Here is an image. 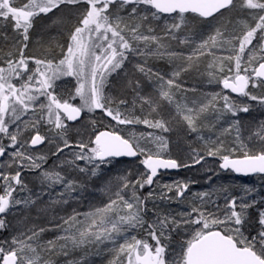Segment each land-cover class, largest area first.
Instances as JSON below:
<instances>
[{
	"label": "snow or ice",
	"instance_id": "1",
	"mask_svg": "<svg viewBox=\"0 0 264 264\" xmlns=\"http://www.w3.org/2000/svg\"><path fill=\"white\" fill-rule=\"evenodd\" d=\"M234 9L243 17L237 19L238 27L214 26L197 42L195 24L211 25ZM38 19L62 30L66 39L56 44L59 52L28 55ZM9 26L15 34L12 46L0 52V232L13 227L9 214L36 206L44 195L29 189L25 172H38L42 186H62L58 197L50 200L66 204L86 184L69 178L64 168L97 178L122 157L138 158L139 166L134 179L128 173L101 189L106 203L61 217L66 227L55 226L63 232L55 240L41 244L48 229L36 226L0 239V264H55L51 257L89 247L115 253L110 264H264V196L257 200L255 187L244 186L240 195L213 187L195 193L188 210L175 213L148 208V202L157 199L155 186L162 170L203 166L214 158L219 170L264 176V122L245 139L240 121L231 119L250 111L245 100L264 107V0H0V28ZM2 36L7 42L6 31ZM169 41L191 51L173 50ZM134 57L139 58L134 70L158 87L144 94L141 81L129 78L126 87L134 93L130 107L127 98L113 96L107 88L110 77L118 76ZM207 57L208 83L220 90L199 100L178 99L177 91H187L179 82L181 73L199 71L201 58ZM149 58L186 63L166 77L149 66ZM65 78L74 80V88L61 86ZM77 98L78 104L73 102ZM165 104L174 105L175 113L165 116ZM137 106L141 115L136 114ZM97 111L100 121L93 116L92 131L87 132L84 114ZM209 115L214 121L210 129L221 124L215 139L201 131ZM105 118L108 123L101 129ZM140 124L153 131L126 136L120 128ZM174 124L196 134L199 144L189 143L184 159L171 154L166 134ZM77 125L78 139L73 140ZM233 132L234 142L226 143ZM45 144L51 156L59 159L68 150L69 158L44 169L49 154L36 149ZM146 187L153 190L144 195ZM160 187V201L180 203L189 182ZM25 192L28 195H22ZM150 211L152 219L147 218ZM174 234L180 237L176 247Z\"/></svg>",
	"mask_w": 264,
	"mask_h": 264
},
{
	"label": "rangeland",
	"instance_id": "2",
	"mask_svg": "<svg viewBox=\"0 0 264 264\" xmlns=\"http://www.w3.org/2000/svg\"><path fill=\"white\" fill-rule=\"evenodd\" d=\"M237 19H243L240 16L238 10L234 9L231 12H225L223 17H217L216 20L211 22V25L201 26L200 24L194 25V32L196 35L197 42L201 38H206L213 30L214 26L226 24L229 30H232L233 27H238L236 25ZM163 22H161L162 25ZM51 22L46 19H38L35 27L31 33V41L29 42L28 47V55H42L45 50H53L55 52H59V48L56 47V44L62 43L66 37L62 34V30L59 28L51 27ZM8 34V41L6 42L3 39L2 34L4 32ZM159 31V29H158ZM187 34V33H185ZM15 34L12 32L11 27L0 28V52L6 53L7 50L12 46L11 38ZM47 38H50V41L53 40L48 45L42 43ZM169 44L173 50L182 52L187 54L191 51V48L185 45H179L176 41H169ZM191 47H195L193 44ZM139 58H132L130 63L125 65L123 71L117 76L113 74L110 77V83L108 85L107 91L109 94L113 96H118L120 98H127L129 101V106L131 107V101L134 96L131 88L126 87L129 78L139 79L141 81V91L144 94L155 93L156 88L158 87L154 82L149 81L142 74L136 72L134 70L133 65L137 62ZM211 60V57L201 58L199 71L195 69H191L187 72L181 73L179 78V82L182 85V88L187 91H177L176 96L178 99L186 96L189 101L191 100H199L205 94L217 92L219 91V87L216 84H209L208 77L204 69L207 66V63ZM186 63L184 60H177L175 63H170L167 58L165 59H156L149 58L148 64L153 70L159 71L164 74L166 77L171 76L172 72L176 69V67L180 64ZM61 86H69L74 88V80L71 78H65L60 82ZM254 94H261L259 90H253ZM74 103H79V99L77 98ZM246 103L251 105L250 111L248 113H239L237 117H233L231 119H238L241 123V131L245 139H247L248 135L252 130H254L261 122H264V107H261L254 101H247ZM149 111L148 107L145 106L144 114H147ZM175 113V106H169L167 104L163 107V114L167 116L169 113ZM136 114L141 115L139 106L136 108ZM101 113L97 111L95 114H84V121L89 125L87 132L92 131L91 127V119L94 116L97 121H100ZM214 121L209 115V119L202 121V134L205 137L212 136L215 139L216 135L219 134L221 124H217L215 128H209L208 125L212 124ZM231 122V120L229 121ZM108 123L107 118L103 120L100 124L101 129L105 124ZM223 127H227V124H223ZM79 128L77 125L76 128L73 129V140L78 139L75 136V131ZM122 132L126 136H131L134 132L138 135L139 133H147L149 131H153L152 129L146 128L144 125H135V126H120ZM174 130L171 133L166 134L170 141V149L171 154L173 156H178L181 159L186 157L188 152V145L192 143L193 146H199L196 143V134H187L186 130L181 127L173 125ZM80 131H84V129H79ZM85 139H87V134L85 133ZM235 139V132L231 137H228L226 143H233ZM36 151L38 153H46L48 155L47 162L43 165L44 169H52L53 166H59L60 160H64L69 158L68 150H65L64 155L60 156L59 159L55 156L50 155V146L45 144L37 147ZM54 151V148L51 149ZM7 159V157H5ZM138 163L133 164L125 161H116L112 162L111 167L104 168L101 173L98 174L97 178H88L83 176L78 172L70 171L67 168H64L63 171L66 172L69 178H75L84 182L86 184V189L80 193L78 192L74 198L68 199V202L53 204L50 200L51 198H57L58 193L62 191V186L55 185L52 188H48L47 186H42L39 179L38 172H25L24 179L28 184L29 189L33 193L35 192H43L44 195L42 199L37 203L36 206H33L29 209H19L14 210L18 211V214L13 215L9 214L8 219L11 221L12 228L8 232H0V239L8 238L10 239L12 235L17 234L18 231H24L27 228H31L33 226L44 227L46 230L40 237V243L46 244L50 240H55L58 236L62 235L63 232L61 229L56 228V225H62L61 217H67L73 214V211L79 213H84L90 210V208L95 206H101L103 203L107 202L108 197L101 192V189L111 181L113 185H115L118 181L117 178L122 175H126L131 173V178H135L138 175ZM207 169H212L213 171L209 172ZM57 170H61L57 167ZM142 170V168H141ZM218 172V174H216ZM222 173L218 168V160L214 158H209L207 163L203 166L197 165L195 167L190 168H181L178 173H170L171 175H161L158 179V185L155 186V192L157 193V199L155 201L150 200L148 202L149 209H155L161 212H180L188 210L189 202L193 199L195 193L201 191H207L209 187H227L229 191L233 195L242 194V190L244 186H252L257 189L256 198L260 199L261 196H264V178L256 177H237L231 173ZM209 176L212 177L211 181L208 180ZM174 181H186L189 182V188L187 190L184 201L177 203L173 199L171 202L169 201H160L159 193L161 191V185L169 184ZM114 190V189H113ZM151 188H144L143 194L146 195L149 191H152ZM22 195H28L27 192ZM169 195L174 197V193H170ZM220 204L223 206V198L220 199ZM47 209V211H42V209ZM148 219L154 218L153 212L150 211L148 213ZM62 227H66L63 226ZM133 234H137L142 236V233L135 232ZM180 237L173 235V247H176V242L179 241ZM111 247L110 245L108 246ZM115 253L110 252L108 249L100 248L97 249L95 247H89L85 249H69L68 256L63 255L62 253L59 255H55L51 257L55 261V264H67L68 261H77L78 264L80 261H83V264H110V261L113 259ZM47 258V257H46Z\"/></svg>",
	"mask_w": 264,
	"mask_h": 264
},
{
	"label": "flooded vegetation",
	"instance_id": "3",
	"mask_svg": "<svg viewBox=\"0 0 264 264\" xmlns=\"http://www.w3.org/2000/svg\"><path fill=\"white\" fill-rule=\"evenodd\" d=\"M116 161H125V162H130V163H133V164H137L139 165V159L138 158H135V159H128V158H123V159H117ZM179 170L177 171H174V172H170V171H161V173L159 174L158 176V179L161 177V175H164V174H167V175H171L170 173H178Z\"/></svg>",
	"mask_w": 264,
	"mask_h": 264
},
{
	"label": "water",
	"instance_id": "4",
	"mask_svg": "<svg viewBox=\"0 0 264 264\" xmlns=\"http://www.w3.org/2000/svg\"><path fill=\"white\" fill-rule=\"evenodd\" d=\"M39 147V146H38ZM123 158H127V157H122V158H119V159H123ZM128 159H135V158H128ZM162 171H165V170H162ZM170 172H174V171H177V170H168ZM221 172L223 173H226V172H230L232 173L231 171H223V170H220ZM234 176H237V177H243V178H247V177H254V176H259V175H249V176H244V175H237L235 173H232Z\"/></svg>",
	"mask_w": 264,
	"mask_h": 264
},
{
	"label": "trees",
	"instance_id": "5",
	"mask_svg": "<svg viewBox=\"0 0 264 264\" xmlns=\"http://www.w3.org/2000/svg\"><path fill=\"white\" fill-rule=\"evenodd\" d=\"M44 39V42L42 43V45L43 44H45V45H48L49 43H51L52 41H54L53 40V38H52V40L50 41V38H47L46 40H45V38H43ZM220 174H222V173H220ZM224 175V174H223ZM258 178H264V176H258ZM213 187H209L208 189H207V191H209V190H211Z\"/></svg>",
	"mask_w": 264,
	"mask_h": 264
}]
</instances>
